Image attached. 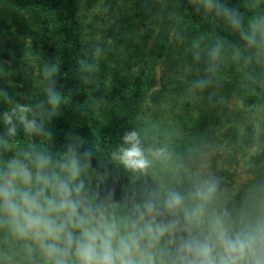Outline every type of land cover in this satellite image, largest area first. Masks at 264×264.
Here are the masks:
<instances>
[{
  "label": "trees",
  "instance_id": "16d2710c",
  "mask_svg": "<svg viewBox=\"0 0 264 264\" xmlns=\"http://www.w3.org/2000/svg\"><path fill=\"white\" fill-rule=\"evenodd\" d=\"M141 1L130 3L107 46L95 54L86 52L79 0H0V140L8 141L0 144V162L7 158L4 147L16 157L33 146L58 158L76 143L81 154L92 152L82 178L93 206L112 205L135 217L137 206L143 210L152 200L157 222H167L173 218L163 208L169 192L183 194L191 207L196 201L189 193L214 179L217 191L207 214L225 213L233 224L264 214V47H249L223 15L205 11L198 0ZM217 2L238 11L244 29L253 16L264 15V0ZM145 17L152 36L138 33ZM194 39H201L199 60ZM218 41L221 58L210 62L207 53ZM53 64L58 71L46 78L44 67ZM132 65L137 69L131 71ZM201 79L211 83L193 89ZM26 80L32 90L23 95L17 82ZM49 88L62 95L52 116ZM19 105L31 107L28 118L52 136L25 134L16 116L17 134L8 136L3 114L18 113ZM133 129L150 160L143 171L127 170L111 157ZM186 235L177 231L175 238ZM168 239L161 245L174 248ZM0 264L43 259L0 230Z\"/></svg>",
  "mask_w": 264,
  "mask_h": 264
},
{
  "label": "clouds",
  "instance_id": "9594fccd",
  "mask_svg": "<svg viewBox=\"0 0 264 264\" xmlns=\"http://www.w3.org/2000/svg\"><path fill=\"white\" fill-rule=\"evenodd\" d=\"M198 3L207 12L223 15L249 47H264V15L253 16L244 29L238 11L217 0ZM200 48L201 39H194L196 60L200 59ZM222 49L219 41L212 46L207 53L209 61H218ZM100 51L98 47L97 54ZM57 71L58 64L45 65L43 75L50 78ZM210 83L201 79L192 87L202 90ZM61 102L62 95L49 88L48 104L53 109L49 116L55 115ZM31 111V107L19 105V114L15 108L4 112L8 136L17 134L14 116L25 134L52 136L42 122L28 118ZM0 144L7 146L8 141L0 140ZM79 147L70 143L66 151L54 158L47 149L30 146L20 157L0 162V230L23 241L29 252L38 251L43 264H264V214L253 219L242 217L237 224L231 223L225 213L207 214L206 206L217 191L214 179L203 181L189 193L196 201L191 207L185 204L183 194L169 192L163 208L173 218L167 222H157L160 213L152 200L144 203L143 210L138 205L135 217L118 219L103 206H93L85 195L82 177L92 152L86 149L81 154ZM111 157L133 172L146 170L150 165L135 129L123 134ZM177 231L187 235L177 240ZM165 236L174 248L161 245Z\"/></svg>",
  "mask_w": 264,
  "mask_h": 264
},
{
  "label": "rangeland",
  "instance_id": "374dc122",
  "mask_svg": "<svg viewBox=\"0 0 264 264\" xmlns=\"http://www.w3.org/2000/svg\"><path fill=\"white\" fill-rule=\"evenodd\" d=\"M133 2L142 4L141 0H79L78 14L81 23V29L83 30L86 52H89L91 49H93L95 50V54H97L96 49L98 47L102 49L107 46L111 38V34H114L116 26H118L121 18L123 17L124 11L130 12V3ZM149 21V17L142 19V22H140L138 25V33H142L143 35L149 31L150 36L154 34L155 29H153V25H151ZM146 23L147 25H145ZM2 40L3 38L0 39V42H2ZM137 67L138 65H132L131 71L137 69ZM156 70L158 73L159 66L156 67ZM17 83L18 85L23 86L25 90L22 93L23 95L29 93L32 90V88L28 86L30 85L31 80H26L25 82L18 81ZM181 96L182 91H180V94L177 97L180 98ZM146 103L149 105L147 113H150L151 115V112L154 109L153 104H151L149 99L146 101ZM147 124L153 125L151 122H148ZM4 153L7 155L6 160L13 157L12 150L8 147H4ZM103 208L108 214L115 215L118 219L125 218L122 214L113 211L112 205L103 206Z\"/></svg>",
  "mask_w": 264,
  "mask_h": 264
}]
</instances>
